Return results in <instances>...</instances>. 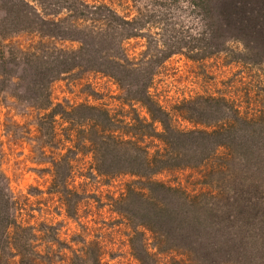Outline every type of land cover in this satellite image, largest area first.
<instances>
[{
	"label": "rangeland",
	"instance_id": "rangeland-1",
	"mask_svg": "<svg viewBox=\"0 0 264 264\" xmlns=\"http://www.w3.org/2000/svg\"><path fill=\"white\" fill-rule=\"evenodd\" d=\"M190 1L194 6L189 0H0V191L7 195L8 213L15 221L33 224L35 233L42 222L51 223L53 227L44 231V237L65 240L73 248L85 241L97 240L103 263L137 264L124 245L132 231L109 205L110 197L123 191L128 177H116L110 185H101V178L95 180L84 176L88 175L89 164L93 161L85 139L87 123L96 122V113L83 106L103 108L123 120L132 114L128 104L122 102L127 93L123 84L119 86L110 75L86 69L90 67L85 64V59L94 63L91 56L96 55V49L100 54L107 47L94 46L91 39L92 35L96 36L94 31L102 28L99 32L105 34L110 30L96 20L95 14L83 16L80 11L86 14L99 3L106 4L124 19L135 16L134 25L146 39L148 35L154 38V33L160 32L159 23L163 21L172 22L173 26L180 24L191 32L194 29L207 32L208 29L200 43L204 45L201 40L205 38L209 48L216 47L218 53L203 60H191L172 53L160 66H155L149 91L166 109L181 94L208 95L212 98L208 108L195 115L198 128L205 127L202 123L211 127L223 117L222 97L241 113L263 119L236 123L230 129L235 134L250 133L254 143L251 147L250 143L242 145L235 140L226 151L218 149L217 156L205 158L201 152H196L188 159L180 157V160H174L176 157L172 152L168 157L169 166L154 174V179L178 186L188 194H197L203 200L205 197L201 194L211 190L219 188L222 193L230 192V184L222 178L230 173L245 179L246 186L242 189L264 197V149L257 147L264 133V48L242 51L239 44L227 38L228 30L221 17H214L219 0H207V5L203 4L204 0ZM24 3L36 6L35 11ZM36 12L48 20L44 28L40 25L43 30L38 32L35 30L38 25ZM80 18L84 20L80 21ZM75 21L79 25L77 28L72 25ZM82 25H85L83 30ZM77 37H82L83 47L79 51L83 55L79 61L80 69L59 72L55 65H23L18 58L20 51L31 49L38 40L50 48L73 49L79 42L69 39ZM126 41L123 46L129 57H137L145 48L144 38ZM173 43V40L169 41L170 45ZM44 78L47 79L44 81ZM36 81H43L48 105L52 109H58L59 105L60 110L68 111L65 113L71 120L57 114L46 123L42 117L46 110L37 108L39 101L31 100L36 95ZM133 107L139 114L143 113L136 104ZM79 122L83 130H77ZM179 125L193 126L185 121H180ZM88 133L95 141L94 134ZM149 142V153L154 146H160L156 140L145 138L142 141L143 144ZM199 143L197 139L185 140L170 149L195 148ZM94 148L101 149L98 144H94ZM170 163H189L190 168H178ZM211 165L213 168L221 166L217 183L215 176L208 174ZM250 181L254 184L248 186ZM64 184L74 188L77 200L65 196ZM69 199L71 217L66 215L68 207L62 204L63 200ZM14 201L19 203L16 209ZM76 201L78 211L73 214L72 203ZM210 201L207 197V203ZM171 202L177 204L174 199ZM45 243L39 238L36 246L41 248ZM160 259L161 264H170L166 257ZM260 262L264 264L262 254Z\"/></svg>",
	"mask_w": 264,
	"mask_h": 264
},
{
	"label": "trees",
	"instance_id": "trees-1",
	"mask_svg": "<svg viewBox=\"0 0 264 264\" xmlns=\"http://www.w3.org/2000/svg\"><path fill=\"white\" fill-rule=\"evenodd\" d=\"M189 3L194 6L192 1L189 0ZM24 4L35 11L36 6ZM203 4L207 5V0ZM39 9L42 11V7L39 6ZM90 10L86 14L80 11V14H95L96 20L110 31L105 34H100L102 28L94 31L96 36L92 35L91 38L94 46L107 47L100 54L96 49L94 57L89 54L94 63L84 58L85 64L90 67L86 69L110 75L119 86L123 84L127 93L122 97V102L128 104L132 114L123 120L103 108L83 106L96 113V122L87 123L85 137L93 161L89 164L88 175L83 174L88 179L101 178V185H110L116 177H128L123 191L110 197L109 205L132 231L124 240L129 255L137 264H161L160 258L163 256L170 264H261V254L264 255V197L252 195L250 191L242 189L246 186L245 179L241 180L227 173L222 178L230 184V192L222 193L218 188L217 191L201 194V197H205L202 200L197 194H188L178 186L165 184L153 177L169 166L168 157L172 152L176 157L174 160H180V157L188 159L190 154L196 152H201L205 158L217 156L218 149H227L235 140L242 145L250 143L251 147L254 143L250 133L235 134L230 129L236 123L263 120L255 115H246V112L241 113L222 97L220 102L223 117L211 127L202 123L205 127L198 128L195 125V115L206 111L212 99L210 96L181 94L166 109L149 91L155 66H160L169 54L179 53L191 60H203L219 52L216 47L209 48L204 42L205 38L201 40L204 45L200 43L208 29L207 32L196 29L191 32L180 24L173 26L172 22L163 21L159 23L160 32L154 33V38L148 35L146 39L141 35L140 28L134 25L135 16L124 19L104 3L93 5ZM215 11L214 17L220 16L228 30L227 38L239 44L242 51L264 48V0H219ZM36 14L38 25L35 30L38 32L43 30L40 25L44 28L48 20L40 13ZM76 22L72 25L77 28L79 25ZM80 27L83 30L85 25ZM38 36L40 37L39 33ZM129 38L145 40V48L137 57H129L125 52L123 44ZM69 40H75L79 44L73 49L50 48L42 40H38L31 49L19 50L18 58L23 65H55L59 72L80 69L79 61L83 57L79 52L83 48L82 37ZM170 40H173V45L169 44ZM35 84L37 91L31 100L39 101L36 103L37 108L46 110L42 114L46 123L48 119L52 121L57 114L65 120H71L65 113L68 111L60 110L59 105L58 109H52L48 105L49 99L45 94L43 81H36ZM133 104L143 113L135 111ZM180 121L193 126H181ZM83 129L79 122L77 130ZM88 131L94 134L95 141ZM145 138L158 141L160 146H154L149 153L150 142L142 143ZM191 139H197L200 143L195 148L170 149V146ZM261 141L257 147L263 150L264 133ZM94 144H98L101 149L94 148ZM170 164L178 168H190L189 163ZM220 169V165L209 167L208 174L215 176V183L222 173ZM251 184L254 181L247 183L248 186ZM116 189L120 190L119 187ZM63 190L66 197L77 200L74 188L64 184ZM82 195L87 196L83 192ZM207 197L210 198V203H207ZM171 199L176 200L177 204H173ZM70 200H63L62 204L65 208L68 207L66 215L71 217ZM7 203V195L0 191V264H106L100 258L101 246L97 240L85 241L73 248L65 240L45 238L44 231L53 227V224L42 222L35 233L33 224H21L9 215ZM72 204L75 214L78 202ZM16 206L19 203L14 201L15 209ZM39 238L47 242L41 248L36 246Z\"/></svg>",
	"mask_w": 264,
	"mask_h": 264
}]
</instances>
